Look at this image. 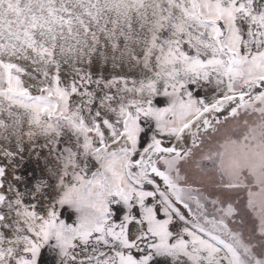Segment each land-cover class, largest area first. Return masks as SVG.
<instances>
[{
  "label": "snow or ice",
  "instance_id": "6c2138e0",
  "mask_svg": "<svg viewBox=\"0 0 264 264\" xmlns=\"http://www.w3.org/2000/svg\"><path fill=\"white\" fill-rule=\"evenodd\" d=\"M0 264H264V0H0Z\"/></svg>",
  "mask_w": 264,
  "mask_h": 264
},
{
  "label": "rangeland",
  "instance_id": "374dc122",
  "mask_svg": "<svg viewBox=\"0 0 264 264\" xmlns=\"http://www.w3.org/2000/svg\"><path fill=\"white\" fill-rule=\"evenodd\" d=\"M30 171V170H29Z\"/></svg>",
  "mask_w": 264,
  "mask_h": 264
}]
</instances>
